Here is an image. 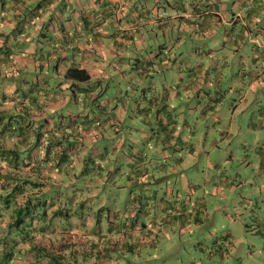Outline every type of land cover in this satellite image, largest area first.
<instances>
[{
  "label": "crops",
  "instance_id": "crops-1",
  "mask_svg": "<svg viewBox=\"0 0 264 264\" xmlns=\"http://www.w3.org/2000/svg\"><path fill=\"white\" fill-rule=\"evenodd\" d=\"M230 3H237L241 8L233 12ZM180 8L183 9L180 19L193 21L196 27L200 26L204 38L214 36L212 29L220 24L230 26L225 29L223 40L233 45L237 63L228 71L231 74H239V78L232 77V80L226 83L227 87L238 88V95L243 92L242 100L248 99V93L252 94L255 89L264 87V49L257 51L258 46L264 48V17L257 15L258 10L264 12V3H258V0H0V95L4 96L0 98V264H52L50 255L70 248L71 244L78 243L82 250L86 249L93 238L88 237L86 240L85 234L90 232L93 237L101 232L99 228L102 224L115 225L123 215L126 204L129 208L132 205L135 207L133 200H136V195L141 192L142 184L148 183V179L153 177L151 170L166 169L163 161L149 159V155L144 156V151L148 150L147 145L154 137L156 142L152 146L160 155V160L161 157L174 154L177 162L182 160V155L192 162V158L198 157L194 154L196 151H208L210 156V150L219 149L218 140L207 139L214 126L199 124V120L204 122L206 117L214 121L219 116L208 113L207 110L199 111V107H212L214 100H219L214 93L217 89L211 83L214 81L209 74L217 67L216 55L220 51L210 52L205 60L197 62L193 67L188 65V60L179 58L181 63L174 70L175 80L172 82L168 75L163 74L162 91L153 94L145 89L143 82L146 77L159 71L164 72L176 61L171 60V45L167 46L165 52L164 45L157 43V48H152L153 55H148L145 62L128 65L126 69L116 71L128 78L127 92L123 94V90L117 87L112 94V100H108L112 101V104L117 102L115 109L118 113L102 108L105 114L101 119L97 117L100 123L93 126L89 117L85 121V118L79 119V112L63 109L69 101L79 102L84 106L80 115L85 116L86 105L92 106L99 100L96 89L88 83L92 78L96 82L107 79L102 78L107 70L101 66V59L105 58L106 53L117 54L122 48H135L143 41V25L161 27L172 24L175 18L180 16L172 10ZM242 9H245L246 17L242 15ZM207 49L209 50V47ZM221 52V59L229 57L227 52ZM70 66L87 69L90 73L89 79L80 81L65 77L64 73ZM217 70L218 74L223 71ZM207 73L208 76H201ZM44 74L51 78L58 77L60 81L54 83L47 80ZM217 80L220 82L218 77ZM232 82L234 87L230 85ZM148 86L152 87L151 83ZM188 90L192 91L196 103L195 106L188 103V109L193 110L196 107L198 113L192 112V116H196L193 122L190 123L186 119L181 129L178 126V112H175L172 106L169 107L168 101L175 97L188 98L189 94L184 96V91ZM194 91L197 92L194 94ZM60 108L61 111L58 110ZM54 116L63 120L58 127ZM136 119L141 120L134 128L138 136L131 133V124ZM7 121L12 124L6 125ZM29 122L32 127L28 126ZM250 125L252 128L262 127L254 121ZM99 126L101 129L96 128ZM80 128L83 137L95 142L93 151L101 158V161L92 167V172L87 168L90 167L88 160L91 155L84 159L86 149L79 151L66 134V131L71 129L76 137H79ZM121 128H124L127 134L123 135ZM186 128H189L190 134L185 132ZM36 136L40 139L33 146V152L26 165L22 159L29 146L26 141L33 142L32 139ZM160 140H165L166 143L158 146ZM173 150H181L182 155H175ZM206 163L210 169L216 166L218 161L209 157ZM100 169L104 170V174ZM32 170H40V178L28 177L37 182L41 180V191L44 190L46 196V212L40 217V208H36L31 218L26 217L25 223L17 222L16 208L28 193L27 189H22L23 178L26 176L23 172L30 174ZM113 170L116 172L113 180L115 185L119 183L115 181V177H123L122 185H119L120 195L113 198L114 205L101 194L95 201L103 208L102 212L95 214L92 209H81L80 214H69V220L67 219V224H63L62 228L45 219L56 207L47 211L50 201L54 202L60 198L57 195H63L61 193L64 190H58V193L54 190V187L58 188L63 182V176L67 177V181L63 182L61 187L68 193V189H71L73 194H78L80 198L84 189L79 186L85 182L90 184L91 181L97 184V176H101L100 183H107L113 176ZM85 172L93 176L82 184L75 183ZM164 183L166 185L167 181ZM28 184L29 187L35 186L32 192H37L39 185L31 182ZM129 187L126 200L125 192ZM114 188L113 185L111 191ZM98 192L99 190L96 191ZM153 192L155 197L152 200L155 202L152 203L151 200L145 208L158 214H164L166 208H176L174 213L167 215L163 224H155L148 230L150 236H147L142 245L147 244L155 250L159 241H164L161 233L175 231V223L178 224L179 234L189 229V222H184L188 221L191 212L185 207H174L165 193L160 199L161 193L156 189ZM63 198L68 197L63 195ZM110 203L114 207L111 213L107 207ZM255 207H250L246 215L250 216L256 212L255 224L264 228V208ZM106 217L111 220L114 218V221L109 219L108 224ZM79 225L83 227L84 233H80ZM22 248L30 251L21 253ZM38 250L46 254L39 257ZM150 258H153L152 253L143 257L145 260Z\"/></svg>",
  "mask_w": 264,
  "mask_h": 264
},
{
  "label": "rangeland",
  "instance_id": "rangeland-1",
  "mask_svg": "<svg viewBox=\"0 0 264 264\" xmlns=\"http://www.w3.org/2000/svg\"><path fill=\"white\" fill-rule=\"evenodd\" d=\"M247 2H249V0H247ZM258 3H264V0H258ZM230 4L233 12L241 8L237 3L236 5ZM172 11L180 15L175 18L172 24L168 23L161 27L151 26V24L143 25L144 34H142V36H144V38L140 44L135 48L131 46L130 48H122L121 52L117 54L115 52L108 54L107 52L105 58L101 59V66L107 70L102 78L107 77V79L96 82L95 79L92 78L88 83V85L96 89L95 92L99 95V100L98 102L95 101L97 103L92 106L86 105L87 114H85V116L80 115V110L84 109V106H81L79 102L69 101L63 109L64 111L66 109H71L72 112H79V119L85 118V121L89 117L93 126L100 123L97 117L101 119V117L104 116L105 112H103L102 108L108 109L109 112L118 113L117 109H115L117 102L115 101L112 104V101L108 102V100H112V94L115 93L117 87L123 90V94L127 92L128 78L122 76L120 73H116V71L126 69L128 65L138 64L141 61L145 62V58L148 55H153L154 50L152 48L153 46L157 48V43L164 45L163 49L165 52L167 51V46L171 45L170 49H172L171 53H173L171 60L173 61L175 59L176 61L172 62V67L165 69L164 72L159 71L157 73H152V76L146 77L143 82L146 87L145 89L153 94L162 91L164 83L162 80L163 74L168 75L170 81L173 82L175 80L174 76H176V72H174V70H176V66L181 63L180 60H178L179 58L183 61L188 60V65L193 67L197 62L205 60L210 52L216 51L219 53L220 51V53L216 55V58H218L216 69L223 71L221 74H218L216 69H212L209 74L214 81L211 82L212 86L217 89L214 93L219 97V100H216V102L214 100L212 107H199V111L207 110L208 113L217 114L219 116L214 121L207 117L204 122L199 120V124L203 123V125L214 126L213 131L208 134L207 139L218 140L219 149L210 150V156L208 155V151H204L203 153L196 151L194 154L198 157L196 159L192 158V162L189 161V158L187 159L181 154V150H173L175 155H182V160L180 162L174 159V154L161 157L160 160V155L152 146L153 143L156 142V137H154L150 140L151 143L149 142L147 145L148 150L144 151V156L147 157V155H149V159L153 160L156 158L159 162L163 161L166 164V169L151 170L153 177L148 179V183L144 182L142 184L140 188L142 195L145 194L147 197L146 199L151 201L154 198L153 191L156 189L161 195L165 193L164 195L170 198V203L172 205H176L178 208L185 207L188 212H191V216H188V221L184 222H189L187 226L189 229H187L186 232H181L179 229L181 232L179 234L178 224L175 223V231L168 230L167 233H161L164 241H159L156 249L151 251L153 258L149 260H137L136 257L144 256L143 254L145 251L141 248L139 251H136L135 256L131 255L129 251H125L124 257L121 258L119 262L120 264H126L124 263L125 261H129L127 264L132 262L135 264H264V228L255 224L256 212H253L250 216L246 215L250 207L254 208L256 206V209L257 207L264 208V87L255 89L252 94L248 93V99L242 100L241 94L243 92L238 95V88L234 89L226 86L228 85L226 83L230 82L232 77H235V79L239 78V74H231L228 71L233 64L237 63V59H235L236 50L233 48V45H229L228 41L223 40L225 29L230 27L228 24H220L214 27L212 29L214 36L204 38L200 26L196 27V23H193V21L180 19L183 14L182 8L178 10L173 9ZM258 11L257 15L259 17H264V12ZM242 15L246 17L245 9H242ZM240 21L241 20H238V22ZM181 23L183 25L180 26ZM246 42L247 45L250 44L248 39H246ZM217 46H220V48ZM207 47H209V50ZM212 48L214 49L212 50ZM261 49L264 48L258 46L257 51L261 52ZM221 50L227 52L229 55L227 59H221ZM248 60L251 59L248 58ZM248 67L250 66H247V68ZM183 75L185 76V73H183ZM44 76V78L54 83L60 81L58 77L52 76L53 78H51L47 77L45 74ZM48 76L50 75L48 74ZM201 76H208V73ZM217 77L220 82L217 80ZM115 83L118 84L115 85ZM149 83H151L152 87L148 86ZM230 85L234 87V82ZM191 92V90L184 91V96L187 94L190 95L188 98L175 97L168 101L169 107L172 106L175 109L174 111L178 112V126H180L181 129L186 119L190 123L193 122L196 116H192V112L194 114L198 113L196 107H194L193 110L188 109V103H192L194 106L196 105L194 96ZM196 92L197 91H194V94ZM3 97L4 96L1 94L0 98ZM58 110L61 111V108ZM54 119L56 120L55 124L57 127L63 123L62 118L59 116H54ZM253 121L258 125H262V127L257 126L252 128L250 124ZM140 122L141 120L136 119L135 122L131 124L133 127L131 133L135 136H138V134L135 132L134 128H136ZM79 126L80 124L78 127ZM106 126L107 128L109 127V125ZM131 126H129V129ZM96 128L101 129V126ZM188 130L189 128H186L185 132L190 134ZM108 131L110 132L111 130L109 129ZM120 132L124 133L123 135L127 134L124 128H121ZM66 134L72 145L75 144L79 151L86 149L85 155L83 156L84 159L91 155V159L88 160L90 167L87 168L92 172V170H94L92 167H95V164L101 161L99 154L93 151L95 142L83 137L81 128L79 137H76L75 132L71 129L67 130ZM163 142L166 143L165 140H160L158 146H162ZM169 142L171 143V141ZM105 154L107 155V153ZM209 157L210 159H216L218 161V164L210 167V169H208L206 163ZM181 166L184 167L181 168ZM99 171L104 174L103 169ZM180 174L183 175L181 176ZM112 175L113 176L107 180V183H100L101 176H97V184L91 181L90 184L85 182V184L79 186L84 189V194L80 196L77 202H72L71 206L70 204L66 206L65 201H69L70 197L72 200H75L76 195L72 197L73 192L71 189H68V195L62 192L61 194L68 198L62 199L63 195H59V201H50L46 209L47 211L57 205L59 209L54 213H48L45 219L47 221L52 219L53 222L57 223L58 226L62 228L64 221L61 220L60 215L66 213V208L69 211L73 209V213L77 212L78 214H80L81 209H85L86 211L92 209L95 214L100 211L102 212L103 208L95 201L101 194L114 205L113 198L120 195L119 185H122L123 177H115V181H119V183L115 185L113 180L114 176H116V172L114 170L112 171ZM91 176L93 175L85 172L78 177L77 181H74L75 183L82 184L84 180ZM62 181L66 182L67 177L63 176ZM164 181H167L166 185ZM63 182L59 184L58 187H61ZM66 185L68 184L66 183ZM113 185L115 188L111 191ZM55 189H57V187H54V190ZM97 190H99L98 193H96ZM129 190L130 187L127 188L125 192L126 200L129 195ZM154 202L155 201L152 200V203ZM120 204L122 203L120 202ZM107 207L110 209V213L112 209H114L111 203L107 204ZM37 208H40L39 212L41 213L44 211V205L40 204ZM173 211L175 212L176 208H173ZM106 218L105 221L107 222L109 218ZM107 223L109 224V221ZM107 226V224H102L101 228H99L101 232L95 234L93 237L90 236V232H88L85 234L86 240L88 237L95 238L97 241L100 239L99 246L101 247L105 244L104 239L102 238L101 240V234L103 233L102 237L104 236V238L109 236ZM79 229L80 233H84L83 227L80 225ZM73 245L77 248L76 253L78 255H76V257L82 261V258H84L82 256L84 250L81 249L78 243ZM137 247L140 246L137 245ZM19 249L20 246L18 247V251ZM29 251L30 249L22 248L21 253L24 252V254H26ZM38 251L39 257L46 254V252L42 250ZM113 252L115 256H118L116 250ZM120 256H122V252H120Z\"/></svg>",
  "mask_w": 264,
  "mask_h": 264
},
{
  "label": "trees",
  "instance_id": "trees-1",
  "mask_svg": "<svg viewBox=\"0 0 264 264\" xmlns=\"http://www.w3.org/2000/svg\"><path fill=\"white\" fill-rule=\"evenodd\" d=\"M64 76L67 78H75L77 80H87L90 77V73L85 69L84 67L80 66H70L66 69ZM6 125H11L12 123L10 121L6 122ZM29 127H32V124L29 122L28 123ZM42 132V131H41ZM25 139V138H24ZM38 139H40L38 136L34 137L32 141H26V145L28 146V149L26 150L27 153L24 154L23 160L28 165L27 159H29L30 154L33 152L32 148L33 146L37 143ZM32 142V143H31ZM14 155H18V153H14ZM18 164V163H17ZM15 166V165H14ZM1 171V170H0ZM7 171V170H5ZM10 172V170H8ZM12 171V170H11ZM40 170H32L30 174H27L25 171L23 172L24 176L23 178V186L22 189L28 190L27 194H25L23 200L20 202V205L16 208V221H21L25 223L26 217L31 218L32 213L34 210H36L38 205H44L45 204V192L41 191L43 189L40 187L39 182L41 180L34 181L30 179L29 177H33V179L40 178L41 174L39 172ZM29 176V177H28ZM36 183L38 186L37 192H32L35 189L34 187H29L30 185L27 183ZM58 185V184H57ZM56 185V186H57ZM63 191L64 193L68 194L66 189L62 187H58L56 189V193L59 191ZM36 193V194H35ZM76 195V194H73ZM72 195V197H73ZM60 197L59 195H57ZM78 196V194L76 195ZM154 196V194H153ZM155 197V196H154ZM146 195L141 192H139L138 195H136V200H133V204L135 207L132 205L129 208V205L124 206L123 210V215L121 216L118 221H116L115 225H108L107 226V231L109 233V236H104L102 237L103 233L101 234V240L102 238L105 241V244L102 242V246H99L100 239L97 241L95 238L90 239V243L86 249H84V252L82 256L83 260L78 259L76 255H78L77 248L72 246L66 250L62 251H56L53 254L50 255V258H52L51 262L52 264H120L119 260L124 257L125 251H129V253L133 256H135L136 251H139L141 248L145 251L144 256L146 255H151V251L153 250L152 246H147V244H144V242L147 239V236H150V233L148 230H151L152 227L155 224H163L165 222L164 219L167 218V215L170 213H174L173 208H166L163 213L164 214H158L155 211L148 210L145 207H148L151 201L146 199ZM159 198L162 199L163 196L159 195ZM80 198H76L75 200H72L70 197L69 201H65V204H72V202H77ZM59 201V199H58ZM58 206V205H57ZM55 207L53 210V213L56 212L59 208ZM174 207H177L174 205ZM144 209V210H143ZM60 211V210H59ZM45 210L40 214V217H42L45 214ZM74 210L71 209L70 211L66 208V213L61 214L60 218L62 221H64L63 224H67V221L69 220L68 215L73 214ZM178 212V211H177ZM62 216V217H61ZM71 216V215H70ZM109 217V215H108ZM68 219V220H67ZM110 219V218H109ZM108 219V220H109ZM117 220V219H115ZM52 224L54 223L51 220H49ZM109 221H114V218ZM114 223V222H113ZM57 224V223H56ZM112 224V223H111ZM58 226V224H57ZM143 229L145 231H143ZM116 230V231H115ZM98 239V238H97ZM140 246V247H137ZM81 246V245H79ZM73 247V248H72ZM137 247V248H136ZM114 250L117 251L118 256L114 255ZM121 250V251H120ZM120 252H122V256H120ZM85 254V256H84ZM144 256H138L136 257L137 260L143 259ZM78 259V260H77ZM129 261H125L124 263L127 264ZM137 262V261H136ZM129 264V263H128ZM130 264H135V263H130ZM140 264V263H139Z\"/></svg>",
  "mask_w": 264,
  "mask_h": 264
}]
</instances>
